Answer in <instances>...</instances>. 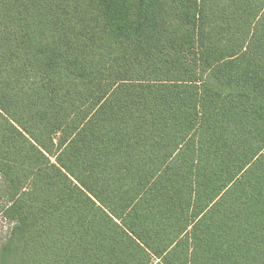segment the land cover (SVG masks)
<instances>
[{
    "label": "trees",
    "instance_id": "obj_1",
    "mask_svg": "<svg viewBox=\"0 0 264 264\" xmlns=\"http://www.w3.org/2000/svg\"><path fill=\"white\" fill-rule=\"evenodd\" d=\"M0 264H264V0H0Z\"/></svg>",
    "mask_w": 264,
    "mask_h": 264
},
{
    "label": "rangeland",
    "instance_id": "obj_2",
    "mask_svg": "<svg viewBox=\"0 0 264 264\" xmlns=\"http://www.w3.org/2000/svg\"><path fill=\"white\" fill-rule=\"evenodd\" d=\"M10 224L0 216V243L3 242L10 230Z\"/></svg>",
    "mask_w": 264,
    "mask_h": 264
}]
</instances>
